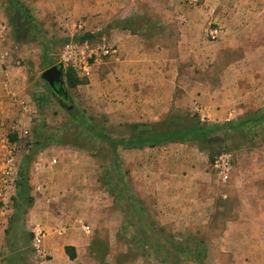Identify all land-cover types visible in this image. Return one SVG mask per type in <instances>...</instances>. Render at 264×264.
<instances>
[{"label":"crops","instance_id":"obj_1","mask_svg":"<svg viewBox=\"0 0 264 264\" xmlns=\"http://www.w3.org/2000/svg\"><path fill=\"white\" fill-rule=\"evenodd\" d=\"M146 2L151 4V0L45 1L48 6H60L63 12L76 11L77 6L85 14L115 9L118 21L144 11ZM160 10L174 11L168 7ZM239 12L238 23L224 21V32L217 41L207 39L209 28L202 18L156 20L151 23L154 34L145 29L115 28L111 36L114 52L93 60L87 71H76L75 76L81 80L76 87L84 88L86 98L102 112L129 123L158 122L174 108L196 112L202 122L209 124L262 110L264 0H241ZM147 24L145 21L141 26L146 28ZM229 51L233 58L222 63ZM103 59H107L103 64H108L104 65L108 72L101 70L99 80L96 70ZM8 92L2 90L0 110L11 105ZM13 120L0 114V126H8ZM117 157L119 168L125 167V177L133 189L142 190L140 196L148 201L156 220L190 228L211 223L212 229L207 231L217 232L215 236L222 240L218 247L225 262L222 264H264V182L242 180L221 191L214 188L202 180L201 170L209 165L208 154L189 143L118 149ZM37 158L38 168H34L42 174L36 182L44 193L43 205L54 208L33 206L31 213L50 229L42 239L48 256L46 264H86L84 253L92 252L93 242V228L87 222L115 216L112 210L108 212L111 202L99 204L84 199L94 196L90 195L94 189L90 185L97 182L91 155L83 157L80 166L75 151L49 145L38 152ZM52 158L56 163L51 162ZM250 171L253 178L260 174L256 169ZM78 176L82 177L80 183ZM8 225V219L0 213V233L7 238L11 232L14 236L12 224V229L6 231ZM66 247L74 257H69ZM2 248L5 253L10 251L8 245Z\"/></svg>","mask_w":264,"mask_h":264},{"label":"rangeland","instance_id":"obj_2","mask_svg":"<svg viewBox=\"0 0 264 264\" xmlns=\"http://www.w3.org/2000/svg\"><path fill=\"white\" fill-rule=\"evenodd\" d=\"M45 1L0 0V99L4 101V97H1L4 89L10 90L8 93L11 99V105L1 108L0 114L5 119H15L8 126H0L2 128L0 139L7 136L10 141L16 142L18 150L23 155L22 161L27 159L29 192L33 197V203L30 206L20 203L17 195L15 197L14 209L8 217L9 225L6 228V231H8L11 228L10 224H12L14 236H12V232L8 238L5 233H0V247L8 245L10 249L6 253L0 250V264H46L47 262L48 256L45 259H35L32 248V230L37 223L43 227L45 233L50 229L45 227L43 221L35 220L31 213L33 206L43 210H47V208L48 210L54 209L52 205H43L46 201L43 199L44 193L40 190L41 188L39 189L36 182V179L41 178L42 174L34 168L38 161L39 148L43 147L44 144L39 131L46 134L53 130L61 131L58 135H61L63 139L62 143L51 144V146H63L66 149L75 151L80 166H83L81 164L83 157L91 155L92 167L96 170L97 182L94 183L95 186L90 185L91 188H94L90 195L94 196L88 198L84 196V199L99 204L111 202L112 205L107 206L109 207L108 212L110 213L111 210L115 212V216L109 214L101 217L99 221L87 222L91 229L93 228L90 235L93 237L92 245L95 251L85 252L83 263H225L222 261L221 255L218 254V247L222 240L215 236L217 232L214 234V231H207V229H212L213 224H196L190 228L187 227L188 225L181 226L175 222L156 220L154 210L147 205L148 201L140 196L142 190L132 188L133 184L125 177V167L119 168L118 157H114L109 147L97 143L92 138L75 135L76 127L73 123L71 124V118H69L66 107L72 106L75 111L88 115L87 117L92 119L93 122L103 125L115 137H120L121 134L124 135V125L129 123L121 122V120L115 119L112 114L102 112L97 106L89 102L84 88L69 86L66 77V72L69 69H72L74 74L80 70V56L84 50L80 47V44L84 40H87L93 49H97L101 44V37H105L106 41L111 44L112 33H115L114 26L118 23L116 22L118 20H115V9L85 14L77 6L76 11L63 12L60 6H48ZM240 2L241 0H200L198 5L190 6L180 0H151V4L148 3V8H146V5H148L146 2L142 6L144 11L131 14L129 18L133 22L132 28L148 30V34H154L152 32L155 27L151 23H155L156 20H170L174 16H184L185 19L197 20L202 18L209 29L219 25L222 32H224V21L238 23L241 16L239 12ZM162 7H168L174 11L162 12L160 10ZM145 21L148 22L147 29L141 28V24H144ZM81 22L83 26L79 28L78 25ZM209 29H207V39L209 41L219 40L222 32L217 39H211ZM236 32L238 35L239 31H235L234 34ZM69 42L76 44V47H74L75 49L70 53V58L67 60L63 55L65 52L64 47ZM229 53L232 54L229 51L228 55L223 56L222 63L233 58L234 55ZM106 60L103 59L98 70H96L99 74V80H102L100 78L102 77L101 70L106 69L104 73L108 72V64H103ZM92 62L93 60H90V63ZM51 64L62 65L63 87L67 100L55 95L48 83L41 78V73L51 67ZM187 112L190 111L174 108L168 114L185 115ZM190 113L196 114V112ZM35 129L38 133L35 132ZM23 130L28 131L26 137L19 136V133H22ZM27 148L28 152H26ZM226 150L233 155L231 179L227 183H221L217 180V176L211 168L204 166L202 170L199 167L203 175V181H209L214 188L220 191L227 188L228 185L242 180L256 183L264 182V132L258 131L250 134L248 138H241L236 135L224 136L220 146L216 144L206 151L207 154L209 153L208 160H211L209 155L213 154L215 156ZM255 169L260 171V174L253 178L249 172L251 173L250 170ZM81 179L82 177L78 176L76 180L80 183ZM92 182H95V180ZM39 185L45 188L43 184ZM31 192H34V194ZM130 199L137 203L136 208H132L128 204ZM54 203H57V201H53V206H55ZM38 206L40 207L38 208ZM138 211H141L145 218L138 217ZM130 219L133 222H128L131 221ZM156 231H158V237H155ZM145 235L150 237V242L139 243V238ZM187 237L205 242L207 255L201 263L194 261L191 255L185 260L180 259L166 245V240L181 241L189 239ZM160 242L165 244L164 250L157 249L156 244L160 245Z\"/></svg>","mask_w":264,"mask_h":264},{"label":"trees","instance_id":"obj_3","mask_svg":"<svg viewBox=\"0 0 264 264\" xmlns=\"http://www.w3.org/2000/svg\"><path fill=\"white\" fill-rule=\"evenodd\" d=\"M116 22L118 23L114 26L115 28L134 29L132 28L133 22H131L130 18ZM66 77L69 86H76L81 82V80L75 76L72 69H69V71L66 72ZM66 110L69 113V118H71V124L73 123L76 127V136L80 135L84 138H92L97 143L106 145L109 147L114 157L117 156L118 149L154 147L165 143H190L195 145L199 150L208 151L216 144L220 146L224 136L236 135L241 138H248L250 134L257 133L258 131L264 132V109L249 112L234 120L215 124L202 122L195 113L187 112L185 115L168 114L164 119L158 122H135L126 124L124 125V135L121 134L120 137H115L109 133L103 125H99L81 112L75 111L72 106L68 108L66 107ZM35 132L38 133L36 129ZM60 133L61 131L58 132L56 130L50 131L46 134L39 131L44 142L42 145L43 147H40L39 150L51 144L62 143L63 137L58 135ZM209 157L212 159L213 154L209 155ZM26 160L27 159L22 161L20 166L19 180L17 183V196L20 203L29 206L30 203L33 202V198L29 194L28 163ZM113 169L115 170V168ZM128 204L132 208H136L137 203L130 199ZM137 216L145 218L141 211H138ZM128 222L131 223L133 221L131 220ZM155 234V237H158V231H156ZM142 242L144 244L150 242V237L146 235L141 236L139 238V243ZM166 242V245L169 246L175 252L176 256L180 257V259L185 260L192 256L191 258L194 259V261L201 263L206 258L207 250L205 242L202 240L189 238L181 241L175 239L170 241L166 240ZM164 245L165 244L161 242L160 245L156 244L157 249L159 250H164ZM66 251L69 257H74V253L70 251L69 247H66ZM94 251L95 249L92 245V252Z\"/></svg>","mask_w":264,"mask_h":264},{"label":"built area","instance_id":"obj_4","mask_svg":"<svg viewBox=\"0 0 264 264\" xmlns=\"http://www.w3.org/2000/svg\"><path fill=\"white\" fill-rule=\"evenodd\" d=\"M180 1L190 6H196L200 3V0ZM82 26L83 23H79L78 27L80 28ZM221 32L222 28L219 25L211 27L209 29V37L211 39H217ZM74 47H76V44L72 42L67 43L64 47L65 52L63 57L68 60L70 58V53L75 49ZM80 47L84 50L80 56L79 68L84 72L90 67V60L96 61L100 56H108L114 52L113 47L106 41L105 37H101V44L97 49L91 48L87 40H84L83 43L80 44ZM27 134L28 131L23 130L22 133H19V136L26 137ZM26 152H28V148ZM22 157L23 155L18 150L16 142L10 141L7 136L0 139V213L5 220L8 219L14 209ZM51 162L55 163V159L52 158ZM37 163H39V161ZM208 166L217 176L219 182L227 183L231 179L233 170L232 153L230 151L218 153L209 161ZM32 235V248L35 256L40 259H45L47 254L42 248V239L45 235V230L42 226L35 225L32 230Z\"/></svg>","mask_w":264,"mask_h":264},{"label":"water","instance_id":"obj_5","mask_svg":"<svg viewBox=\"0 0 264 264\" xmlns=\"http://www.w3.org/2000/svg\"><path fill=\"white\" fill-rule=\"evenodd\" d=\"M61 74H62V65L55 64L44 70L41 73V78L44 81H46L48 85L51 87H54L56 85L60 88H63V80Z\"/></svg>","mask_w":264,"mask_h":264},{"label":"flooded vegetation","instance_id":"obj_6","mask_svg":"<svg viewBox=\"0 0 264 264\" xmlns=\"http://www.w3.org/2000/svg\"><path fill=\"white\" fill-rule=\"evenodd\" d=\"M61 77H62V74H61ZM49 86V85H48ZM50 89L52 90V92L55 94V95H58L59 97L61 96L62 98H66V94H65V91H64V88H60L58 86H54V87H51L49 86ZM57 88V89H56ZM63 98V99H64Z\"/></svg>","mask_w":264,"mask_h":264}]
</instances>
